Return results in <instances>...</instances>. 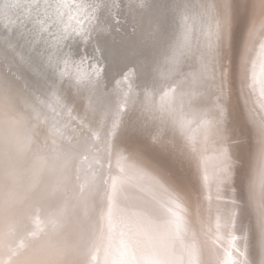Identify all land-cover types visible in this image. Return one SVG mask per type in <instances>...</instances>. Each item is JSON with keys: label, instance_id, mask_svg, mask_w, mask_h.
<instances>
[{"label": "bare ground", "instance_id": "1", "mask_svg": "<svg viewBox=\"0 0 264 264\" xmlns=\"http://www.w3.org/2000/svg\"><path fill=\"white\" fill-rule=\"evenodd\" d=\"M179 1L92 94L0 35V264H264V0Z\"/></svg>", "mask_w": 264, "mask_h": 264}, {"label": "water", "instance_id": "2", "mask_svg": "<svg viewBox=\"0 0 264 264\" xmlns=\"http://www.w3.org/2000/svg\"><path fill=\"white\" fill-rule=\"evenodd\" d=\"M178 3L180 4L179 0L177 5ZM154 6L157 11L153 14L150 0H0V35L5 38H16L23 52L37 59L42 61L48 59V53L59 59L55 68L56 72L60 68L62 79L56 80V87L49 86V89H57L61 85L64 87V83L70 81L81 90L78 80L84 79L91 82L87 92L92 94L99 89L103 79H107L110 84L117 75L122 76L131 68V71L137 69L148 47L151 48L154 37L150 44H147L144 38L149 37V33L156 25L162 29V34L166 33L168 26L176 29V15L168 11L171 8L174 11L170 0H158ZM0 43L4 48L2 54L11 51L7 40L4 42L0 38ZM13 57L16 59L10 60L18 63L19 72L25 71L15 54ZM60 63H66L67 70L72 69L70 76L66 75L65 66H60ZM29 75L36 83L48 88L44 78L38 76L39 82L33 74ZM174 83L180 87L187 85L181 75L174 78ZM167 146L173 150L170 144L166 146L159 144V150L164 151ZM119 174L120 176L113 180L114 190L121 187L119 183H122V179H129L121 169ZM105 186L108 184L105 183ZM169 200L167 198L161 203L176 211V214L169 211V221L174 232H169L170 237H167L172 240L176 235L177 238L174 239L176 252L182 244L188 247L190 239L188 243L184 241L187 230L183 215H180L185 214L184 210L176 202ZM121 243L125 245L124 240L119 245ZM186 259L185 254V261ZM179 260L183 261V256ZM165 261L172 264L168 258H165Z\"/></svg>", "mask_w": 264, "mask_h": 264}, {"label": "rangeland", "instance_id": "3", "mask_svg": "<svg viewBox=\"0 0 264 264\" xmlns=\"http://www.w3.org/2000/svg\"><path fill=\"white\" fill-rule=\"evenodd\" d=\"M237 11L239 12V7L237 8ZM237 14L239 15V13H237ZM239 16H240V15H239ZM239 16H238V17H239ZM240 17H241V16H240ZM237 21H238V20H237ZM240 28H241V26H240V27L238 26V28L235 29V34H236V37H235V38H236V39H237V36L239 37V35L241 34V30H242V28H241V30H240ZM239 32H240V33H239ZM215 176L218 178L219 174L216 173ZM202 186H203V184H201V188H202ZM201 188H200V190H201ZM221 201L224 202V199H221ZM222 213H223V212H222ZM219 215L221 216L220 213H219ZM221 218L224 219L225 216L223 215V216H221ZM226 225H227V226L229 225L227 221H226ZM218 227H222V228H224V225H221V226H220V225H218V226L216 225L217 230L221 229V228H218Z\"/></svg>", "mask_w": 264, "mask_h": 264}]
</instances>
